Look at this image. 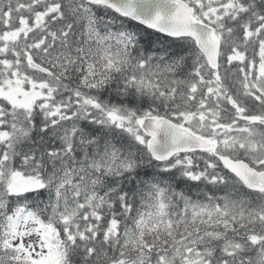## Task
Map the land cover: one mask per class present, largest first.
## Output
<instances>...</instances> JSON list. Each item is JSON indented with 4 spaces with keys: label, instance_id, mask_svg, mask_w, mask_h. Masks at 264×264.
I'll return each mask as SVG.
<instances>
[{
    "label": "snow or ice",
    "instance_id": "1",
    "mask_svg": "<svg viewBox=\"0 0 264 264\" xmlns=\"http://www.w3.org/2000/svg\"><path fill=\"white\" fill-rule=\"evenodd\" d=\"M0 264H264V0H0Z\"/></svg>",
    "mask_w": 264,
    "mask_h": 264
}]
</instances>
